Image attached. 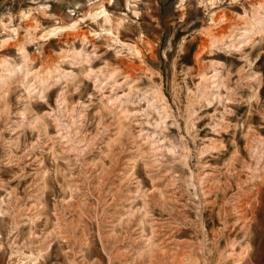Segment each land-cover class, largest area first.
I'll return each instance as SVG.
<instances>
[{
	"label": "rangeland",
	"instance_id": "obj_1",
	"mask_svg": "<svg viewBox=\"0 0 264 264\" xmlns=\"http://www.w3.org/2000/svg\"><path fill=\"white\" fill-rule=\"evenodd\" d=\"M261 8L0 0L3 264H264Z\"/></svg>",
	"mask_w": 264,
	"mask_h": 264
},
{
	"label": "bare ground",
	"instance_id": "obj_2",
	"mask_svg": "<svg viewBox=\"0 0 264 264\" xmlns=\"http://www.w3.org/2000/svg\"><path fill=\"white\" fill-rule=\"evenodd\" d=\"M100 1V0H98ZM103 14V18L105 22H110V15H108L109 13L106 12V9L103 11H100V13H96L94 14L93 18H97L100 17V15L102 16ZM76 24H74L73 26H75ZM249 28L245 29L242 33V40L239 43H243L246 42L248 40H250L252 37L257 36L260 33L264 32V8H261L260 10H258V12L256 13V15L251 18L249 20ZM76 27V26H75ZM57 30H62L61 28H57L55 30L49 31L50 34L56 32ZM13 74V75H12ZM27 74H29V72H27ZM16 75V71H13V73H11V78H14V76ZM9 78V79H11ZM210 79H212V84L214 85L215 88H218L220 86V80H219V76L216 73L214 76H212ZM4 80H1L2 85H6L4 83Z\"/></svg>",
	"mask_w": 264,
	"mask_h": 264
},
{
	"label": "crops",
	"instance_id": "obj_3",
	"mask_svg": "<svg viewBox=\"0 0 264 264\" xmlns=\"http://www.w3.org/2000/svg\"><path fill=\"white\" fill-rule=\"evenodd\" d=\"M0 264H3V261H2V259H1V257H0Z\"/></svg>",
	"mask_w": 264,
	"mask_h": 264
}]
</instances>
